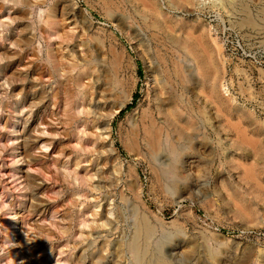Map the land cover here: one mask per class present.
I'll return each instance as SVG.
<instances>
[{"label": "rangeland", "instance_id": "obj_1", "mask_svg": "<svg viewBox=\"0 0 264 264\" xmlns=\"http://www.w3.org/2000/svg\"><path fill=\"white\" fill-rule=\"evenodd\" d=\"M229 1L0 0V264H139L143 220L145 264H264V31ZM147 118L197 138L174 192Z\"/></svg>", "mask_w": 264, "mask_h": 264}, {"label": "bare ground", "instance_id": "obj_2", "mask_svg": "<svg viewBox=\"0 0 264 264\" xmlns=\"http://www.w3.org/2000/svg\"><path fill=\"white\" fill-rule=\"evenodd\" d=\"M250 2H252V4H258V5H264V0H250ZM17 3V2H16ZM23 3V2H22ZM144 4V3H142ZM229 7H232L234 9H236L238 7V9L240 10V12L242 13V15L244 16V19L242 20L241 22V26L245 27V26H248V28H251L255 31L258 30V32H262L264 31V28H260L259 24L257 23V20H256V17L251 13L250 9L247 8V6L245 5V3H243L242 0H230L228 3H227ZM37 5V4H36ZM189 8V7H187ZM148 9V8H147ZM37 10V9H36ZM118 10V9H117ZM155 11V10H154ZM9 12V11H8ZM36 12V11H35ZM67 12V11H66ZM65 13V12H64ZM259 14H261L262 16H264V6L263 8L260 10ZM35 15V14H34ZM85 18V17H84ZM72 19V18H71ZM86 20V19H85ZM64 21V20H63ZM5 22V21H4ZM118 22V21H117ZM260 22V21H259ZM13 23V22H12ZM121 23V26H124V23L122 22H119ZM240 24V23H238ZM87 25V24H85ZM125 27V26H124ZM162 27V26H161ZM259 27V28H258ZM264 27V26H262ZM173 29V28H172ZM26 30V29H25ZM165 30V29H164ZM124 31V30H123ZM129 31V30H128ZM172 31V30H171ZM252 31V30H251ZM174 32V31H173ZM55 33V32H54ZM264 33V32H263ZM59 34V33H58ZM187 34V33H186ZM52 35V33H51ZM130 35V34H129ZM179 36V35H178ZM187 36V35H186ZM196 36V35H195ZM53 37V36H52ZM135 37V36H134ZM189 37V36H188ZM202 37V36H201ZM197 38V36H196ZM199 38V37H198ZM259 38V37H258ZM26 39V38H25ZM194 39V38H193ZM138 40V39H137ZM198 40V39H197ZM29 41V40H28ZM200 41V40H199ZM198 43V42H197ZM264 45V44H263ZM204 46V45H203ZM217 46V45H216ZM205 48V47H204ZM24 49V48H23ZM207 49V48H206ZM179 51V50H178ZM221 53V52H220ZM202 55V54H201ZM41 57V56H40ZM77 57V56H76ZM204 58V57H203ZM8 59V58H7ZM42 59V58H41ZM38 60V59H37ZM78 60V59H77ZM210 60V59H209ZM70 61V60H69ZM72 62L75 61L74 60H71ZM33 62V61H32ZM48 62V61H47ZM53 62V61H52ZM77 62V61H76ZM81 65L83 66L82 64V61H80ZM25 64V63H24ZM51 64V63H50ZM50 64H49V67H50ZM53 64V63H52ZM51 64V65H52ZM63 64V63H62ZM65 64V63H64ZM67 64V63H66ZM58 66V65H57ZM55 67V65H54ZM59 67V66H58ZM62 67V66H60ZM213 67V66H212ZM83 68V67H82ZM61 69V68H60ZM67 69V68H66ZM71 69V68H70ZM72 69L73 71L77 70V74L75 76V78L77 77L76 79V103H75V107H76V110L78 112V114H85L88 109H87V102L88 100L90 99L91 100V95L90 93L88 92L91 88H90V85H86L85 83H83L81 80H82V77L86 76L88 74V71L90 70L89 68H84V69H81L79 68V65L78 63H73L72 64ZM181 69V68H180ZM187 70V74H188V77L191 79L193 77V74H192V67L191 66H187L186 68ZM47 71V70H46ZM58 71V70H57ZM50 72V71H49ZM53 72V71H52ZM108 72V71H107ZM159 72V71H158ZM72 73V72H71ZM51 74V72H50ZM91 74V73H90ZM106 74V73H105ZM239 74V73H238ZM1 75V74H0ZM53 75H54V72H53ZM56 75V74H55ZM73 75V74H72ZM109 75V74H108ZM39 77V76H38ZM51 76H49L50 78ZM73 77V76H72ZM104 77H107L104 75ZM100 78V77H99ZM51 79V78H50ZM53 79V78H52ZM101 79V78H100ZM67 80V79H66ZM65 80V81H66ZM84 80V79H83ZM89 80V79H88ZM114 80V79H112ZM8 81V80H7ZM43 81V80H42ZM190 81V80H189ZM104 82V81H103ZM46 83V82H44ZM88 83V82H87ZM102 84V83H101ZM113 84V83H112ZM115 84V83H114ZM63 85V84H62ZM70 85V84H69ZM94 85V84H93ZM100 85V84H99ZM9 86V85H8ZM109 86V85H108ZM70 87V86H69ZM75 87V86H74ZM106 87V86H105ZM114 87V85H113ZM64 87H61L60 89H62ZM189 88V87H188ZM11 89V88H10ZM103 89V88H102ZM109 89V88H108ZM104 90V89H103ZM58 91V90H57ZM70 91V90H69ZM108 91V90H107ZM50 92V91H49ZM60 92V91H59ZM91 92V91H90ZM104 92V91H103ZM115 92V91H114ZM126 92V91H125ZM162 92V91H161ZM166 92H167V89H166ZM209 92V91H208ZM56 93V92H55ZM75 93V92H74ZM106 94V92H105ZM125 94V93H124ZM210 94V93H209ZM56 95V94H55ZM59 95V94H58ZM13 96V95H12ZM48 96V95H47ZM157 96V95H156ZM60 97V96H59ZM60 99V98H59ZM131 99V98H130ZM152 99V98H151ZM50 100V99H49ZM63 100V99H62ZM106 100V98H105ZM129 100L128 96L122 101L120 102L118 105H117V110H115L113 113L109 114L108 116H106V124L110 122L112 123V120L115 116V114H117L119 112V109L122 108L124 106V104ZM162 100V99H161ZM73 101V100H72ZM120 101V100H119ZM166 101H169V100H166ZM171 101V100H170ZM173 101V100H172ZM181 101V100H180ZM215 101V100H214ZM63 102V101H62ZM183 102V101H182ZM164 103V102H163ZM160 104V103H159ZM169 102L166 103V105H168ZM184 104V103H183ZM162 105V104H161ZM165 105V104H164ZM182 105V104H181ZM186 105H184V108ZM3 107V106H2ZM162 108V107H160ZM173 108V107H172ZM171 108V109H172ZM174 109V108H173ZM176 109V107H175ZM184 110V109H183ZM113 111V110H112ZM162 111V110H161ZM167 111V110H166ZM164 112V111H163ZM173 112V111H172ZM76 113V112H75ZM154 113V112H153ZM184 113V112H183ZM69 114V113H68ZM67 115V114H66ZM149 115V114H148ZM161 115H162V112H161ZM166 115H168L166 113ZM47 117V116H46ZM148 117V116H147ZM151 117V116H150ZM176 117V116H175ZM162 118V117H161ZM236 118V117H235ZM67 119V118H66ZM103 119V118H102ZM171 119V118H170ZM227 119V118H226ZM60 120V119H59ZM148 122L149 123V126L146 130L145 128V131H146V138H147V145L149 147V150L151 153V156L153 159L157 160L160 162L161 166H162V172H161V178L162 180L166 183V189L169 190V191H172L174 192L175 190H178L179 186H180V182L185 178V171H184V164H185V160L190 157L189 156V152H193L195 150V146H196V137L192 136V135H189V134H186L185 132H180V131H176L178 132L177 133V136L173 137L171 136V133H172V130H170V125L168 124V122H164L163 126H158V123L154 121V119L151 120V122H149V119L147 118ZM164 120V119H163ZM100 121V120H99ZM161 121V120H160ZM165 121V120H164ZM174 121V120H173ZM179 121V120H178ZM76 122V121H75ZM84 122H87L88 121H84ZM52 123V122H51ZM91 123V122H90ZM93 123V121H92ZM163 123V121H162ZM75 124V123H74ZM139 124V123H138ZM175 124V123H174ZM181 124V123H180ZM188 124V123H187ZM186 124V125H187ZM58 126V125H57ZM111 126V125H109ZM138 127V126H137ZM193 127V126H192ZM82 128V127H80ZM97 128V127H96ZM178 128V127H177ZM33 130V129H32ZM175 130V129H174ZM195 130V128H194ZM240 130V129H239ZM82 131V129H81ZM80 131V132H81ZM95 131V130H94ZM106 131V135L107 137L109 136V133H108V129L105 130ZM183 131V130H182ZM243 131V130H242ZM91 132V131H90ZM251 132V131H250ZM63 133V132H62ZM86 132H81V134L79 135H82L84 137V134ZM37 134V133H36ZM111 134V133H110ZM232 134V133H231ZM241 134L243 135L244 133L241 132ZM47 135V134H46ZM64 136V135H63ZM97 136V135H96ZM167 137V138H165ZM45 138V137H44ZM65 138V137H64ZM101 138V137H100ZM21 139V138H20ZM42 139V138H41ZM144 139V138H143ZM26 141V140H25ZM101 141V140H100ZM258 141V140H256ZM198 142V141H197ZM48 143V142H47ZM264 144V143H263ZM29 145V144H28ZM83 146V145H82ZM87 146V145H86ZM257 146V145H256ZM45 147H47V145L45 144ZM207 147V146H206ZM198 149V148H197ZM31 150V149H30ZM46 150V149H45ZM85 150V149H84ZM23 151V150H22ZM81 151V150H80ZM97 152V149L95 150ZM99 152V151H98ZM97 152V153H98ZM199 152V151H197ZM102 153V152H101ZM200 154V153H199ZM52 155V154H51ZM85 156V155H84ZM203 156V155H202ZM252 156V155H251ZM256 156V155H255ZM32 158H33V155H32ZM207 158V157H206ZM20 159V158H19ZM208 159V158H207ZM69 163V162H68ZM199 163H201V160L199 161ZM77 164V163H76ZM78 165V164H77ZM30 166V165H28ZM79 166V165H78ZM159 166V165H158ZM45 168V167H44ZM70 168V167H69ZM35 170V169H34ZM68 170V169H67ZM19 171V170H18ZM66 171V170H65ZM161 171V169H160ZM74 173V172H73ZM14 174V173H13ZM75 174V173H74ZM70 175V172L69 174ZM88 175V174H87ZM72 176V175H71ZM77 177V176H76ZM91 177V176H90ZM40 178V177H39ZM72 178V177H71ZM53 179V178H52ZM89 179V178H88ZM56 180V179H55ZM73 180H76V179H73ZM80 181V180H79ZM78 182V180H77ZM184 182V181H183ZM182 182V183H183ZM187 182V181H186ZM184 182V183H186ZM164 184V183H162ZM183 185V184H182ZM183 187V186H182ZM181 187V188H182ZM24 189V188H23ZM184 189V188H183ZM182 189V190H183ZM25 191V190H24ZM78 191V190H77ZM184 191V190H183ZM19 203V202H18ZM82 212V211H81ZM143 216V215H142ZM121 217V216H120ZM147 217V216H146ZM143 218V217H142ZM144 219H146L144 217ZM144 221V220H143ZM142 221V224L139 225L138 227V230L136 231V238L134 240L133 243H131V245L129 246V249L131 250V252L133 253L134 257L137 258L138 260V263L139 264H145L146 263V256H144L143 258V255L145 254L144 251H142V249L140 248L139 244H138V238L140 239V237L143 235V234H146L148 235L149 233V227H146V225H144L145 222ZM146 224V223H145ZM136 225V224H135ZM88 226V224H87ZM148 226V225H147ZM150 226V225H149ZM137 228V227H136ZM136 230V229H135ZM151 230V229H150ZM153 232V231H152ZM145 235V236H146ZM150 236V235H149ZM146 238V237H145ZM147 239V238H146ZM126 244V243H125ZM147 244V243H146ZM198 244V243H197ZM203 246V245H201ZM194 247V246H193ZM146 248V247H145ZM191 250L192 247H191ZM190 250V251H191ZM194 251V250H193ZM192 251V252H193ZM204 251V250H203ZM124 252V251H122ZM194 253V252H193ZM197 253V252H196ZM194 253V255L196 254ZM126 254V253H125ZM158 254H160L158 252ZM189 254V253H188ZM199 254V253H198ZM146 255V254H145ZM155 255V254H154ZM157 255V254H156ZM206 255V254H205ZM123 257V255H121ZM126 256V255H125ZM161 256V254H160ZM190 256V255H189ZM193 256V254H192ZM101 257V256H100ZM195 257V256H194ZM198 257V256H197ZM205 257V256H204ZM223 257V256H222ZM201 258V257H200ZM199 258V259H200ZM195 259V258H194ZM219 259V258H218ZM217 259V260H218ZM97 260V259H96ZM136 260V259H135ZM190 260V259H189ZM207 260V259H206ZM199 261V260H198ZM208 261V260H207ZM137 262V261H135ZM162 262V261H161ZM183 262V261H182ZM188 263V262H187ZM136 264V263H135ZM158 264V263H157ZM160 264H163L160 263ZM206 264V263H205Z\"/></svg>", "mask_w": 264, "mask_h": 264}, {"label": "clouds", "instance_id": "obj_3", "mask_svg": "<svg viewBox=\"0 0 264 264\" xmlns=\"http://www.w3.org/2000/svg\"><path fill=\"white\" fill-rule=\"evenodd\" d=\"M4 2H5V3H8V2H9V0H4Z\"/></svg>", "mask_w": 264, "mask_h": 264}, {"label": "trees", "instance_id": "obj_4", "mask_svg": "<svg viewBox=\"0 0 264 264\" xmlns=\"http://www.w3.org/2000/svg\"><path fill=\"white\" fill-rule=\"evenodd\" d=\"M128 108H130V107H128Z\"/></svg>", "mask_w": 264, "mask_h": 264}]
</instances>
